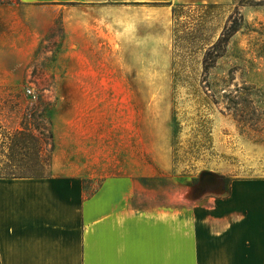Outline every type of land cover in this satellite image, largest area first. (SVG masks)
<instances>
[{
	"label": "crops",
	"instance_id": "obj_1",
	"mask_svg": "<svg viewBox=\"0 0 264 264\" xmlns=\"http://www.w3.org/2000/svg\"><path fill=\"white\" fill-rule=\"evenodd\" d=\"M232 1L0 2V89L38 62L56 80L50 172L0 176V264H264V178L194 208L139 204L148 97L172 80L173 9Z\"/></svg>",
	"mask_w": 264,
	"mask_h": 264
},
{
	"label": "rangeland",
	"instance_id": "obj_2",
	"mask_svg": "<svg viewBox=\"0 0 264 264\" xmlns=\"http://www.w3.org/2000/svg\"><path fill=\"white\" fill-rule=\"evenodd\" d=\"M175 7L171 84L148 97L152 171L145 181L148 194L139 204L149 210L194 208L226 194L238 178H264V118L258 111L243 127L240 116L226 108L224 96L237 88L252 93L260 89L258 94L264 95V0ZM231 27L238 29L226 48H213ZM206 59L215 63L207 75ZM45 66L38 62L22 85L0 89V175L49 173L48 166L36 161L35 145L17 148L13 161L7 157L16 129L29 124L42 141L49 134L48 108L55 102L56 80L45 74ZM26 87L39 95L36 102L25 94ZM32 108L33 113L27 112ZM50 148L47 139L45 156ZM203 171L219 175L225 192L209 189L196 197Z\"/></svg>",
	"mask_w": 264,
	"mask_h": 264
},
{
	"label": "trees",
	"instance_id": "obj_3",
	"mask_svg": "<svg viewBox=\"0 0 264 264\" xmlns=\"http://www.w3.org/2000/svg\"><path fill=\"white\" fill-rule=\"evenodd\" d=\"M15 0H0V2H12ZM173 15L174 19L178 16V7H174L173 9ZM237 28L231 27L227 29L222 36L219 38L218 42L213 45V48L219 47L222 44L225 46L228 45L231 37L234 35V33L237 31ZM215 66V63H212V61H208L206 59L205 65H204V71L207 75V73L210 71L211 68ZM175 77H177V74L175 73ZM210 86V85H209ZM213 88V86H212ZM237 93H233V91L226 93L224 96L227 98V109L229 111H234V113L238 116H240V121L242 123L243 127H246L247 124L252 120V116H255L258 111L262 114L260 118H264V95L258 94V92L263 93L262 90L258 89L257 93H252L248 91V88H237ZM258 98V99H257ZM257 99V100H256ZM52 104L48 110H49V129H48V136H44L43 141L34 133L33 129L29 124H26L24 128L22 129H16L15 131L11 132L12 136L8 143V149L9 154H7V157L9 158V161H13V156L16 153L17 148L21 149H31L35 145L37 149V154L35 156L36 161L41 165V167L48 166V170L50 172L52 159H53V153L55 149V140H54V134L52 129V118H51V110H52ZM256 106V107H253ZM33 108L28 110L27 112L33 113ZM31 113V114H32ZM29 114V113H27ZM259 118V119H260ZM260 119V120H261ZM46 137V138H45ZM47 139L50 140V151L48 155H44V145L47 143ZM42 173V172H41ZM4 177H41L45 176L44 174H37V175H24V176H8V175H0ZM230 189H226V193L229 192Z\"/></svg>",
	"mask_w": 264,
	"mask_h": 264
},
{
	"label": "water",
	"instance_id": "obj_4",
	"mask_svg": "<svg viewBox=\"0 0 264 264\" xmlns=\"http://www.w3.org/2000/svg\"><path fill=\"white\" fill-rule=\"evenodd\" d=\"M209 189H213L218 193L225 192L224 184L220 181L219 175L212 171H203L194 190L195 196L200 197Z\"/></svg>",
	"mask_w": 264,
	"mask_h": 264
},
{
	"label": "built area",
	"instance_id": "obj_5",
	"mask_svg": "<svg viewBox=\"0 0 264 264\" xmlns=\"http://www.w3.org/2000/svg\"><path fill=\"white\" fill-rule=\"evenodd\" d=\"M25 94L27 95V96H29V98L32 100V101H34V102H36L37 100H38V97H39V95L36 93V91L33 89V88H31V87H26L25 88Z\"/></svg>",
	"mask_w": 264,
	"mask_h": 264
}]
</instances>
